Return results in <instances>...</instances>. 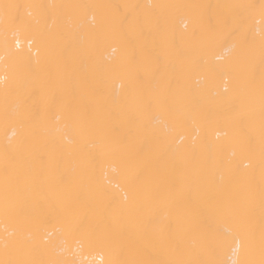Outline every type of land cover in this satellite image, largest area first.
Segmentation results:
<instances>
[{"label": "bare ground", "instance_id": "1", "mask_svg": "<svg viewBox=\"0 0 264 264\" xmlns=\"http://www.w3.org/2000/svg\"><path fill=\"white\" fill-rule=\"evenodd\" d=\"M0 264H264V0H0Z\"/></svg>", "mask_w": 264, "mask_h": 264}]
</instances>
